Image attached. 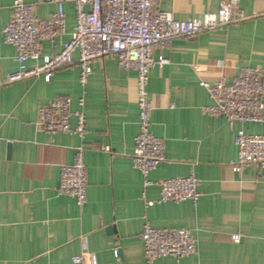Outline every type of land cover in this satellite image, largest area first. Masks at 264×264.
I'll return each instance as SVG.
<instances>
[{"label":"crops","instance_id":"crops-1","mask_svg":"<svg viewBox=\"0 0 264 264\" xmlns=\"http://www.w3.org/2000/svg\"><path fill=\"white\" fill-rule=\"evenodd\" d=\"M14 1L0 0L1 77L17 68L14 47L2 40ZM24 1L35 4L42 19L56 10L45 0ZM222 1L160 0L156 10L187 21L217 12ZM241 8L261 15L173 40L155 51L156 58L164 56L167 62L149 75L152 132L164 140V160L149 179L156 183L193 173L201 193L197 204L157 203L160 188H145L143 175L133 167L140 132L137 74L122 69L115 56L91 63L85 87L79 83L78 53L50 82L25 79L0 86V264H73L72 258L83 251L88 264H149L141 239L147 223L157 229H188L197 243L195 255L159 258L153 264H264L260 167L242 172L231 167L238 157L237 132L264 135V122L230 124L206 114L212 100L200 85L221 77L230 84L245 68L264 69V0H241ZM65 11L67 32L54 44L44 43L43 56L59 53L71 38L74 4L67 3ZM82 96L88 128L84 140L38 130L41 106L71 97L75 111ZM81 145L89 183L82 207L59 192L61 168L75 162V149ZM235 235L240 242H234Z\"/></svg>","mask_w":264,"mask_h":264},{"label":"built area","instance_id":"built-area-1","mask_svg":"<svg viewBox=\"0 0 264 264\" xmlns=\"http://www.w3.org/2000/svg\"><path fill=\"white\" fill-rule=\"evenodd\" d=\"M56 6L49 19L36 15V5L24 0H15L11 15L2 28V40L16 51L15 71L0 76V86L25 79L43 78L50 82L54 73L71 65L73 55L79 54L81 67L79 83L85 87L92 75L91 63L107 56H115L119 66L137 74L138 108L140 132L135 138L132 156L133 167L141 172L145 188L157 185L160 197L157 203L197 204L201 198L199 180L192 173L187 177L160 180L149 179L164 160V140L152 132L151 114L153 103L147 91L150 71L162 67L167 60L156 58L157 49H165L182 37H195L203 32H214L219 28L244 22L261 13L247 14L241 8V0H223L217 12H206L199 18L187 21L176 20L170 12H158L160 0H45ZM74 4L76 24L70 40L62 45L59 53L42 55L43 44L56 43L67 32L65 5ZM224 69V64H217ZM212 100L206 106V114L222 117L230 124L264 122V69L245 68L232 83L224 78L214 82L201 81ZM71 97L55 99L38 110L37 128L48 135L74 134L84 140L87 123L83 108L85 98L78 99V109H72ZM75 118V125L72 124ZM235 143L238 157L231 164L234 172H242L252 165L260 167V178L264 181V135L237 132ZM104 150L109 151V147ZM85 146L75 149V162L62 166L59 192L74 198L84 206L88 198V170L85 163ZM153 205V203H148ZM141 239L145 257L149 264L159 258L176 260L197 254V243L191 231L185 228L157 229L145 224ZM234 242L241 240L233 236ZM73 264H88L85 251L72 258Z\"/></svg>","mask_w":264,"mask_h":264},{"label":"water","instance_id":"water-1","mask_svg":"<svg viewBox=\"0 0 264 264\" xmlns=\"http://www.w3.org/2000/svg\"><path fill=\"white\" fill-rule=\"evenodd\" d=\"M108 231L111 232V233H113L115 231V229L114 228H111Z\"/></svg>","mask_w":264,"mask_h":264}]
</instances>
